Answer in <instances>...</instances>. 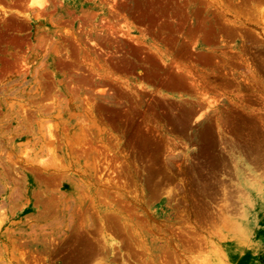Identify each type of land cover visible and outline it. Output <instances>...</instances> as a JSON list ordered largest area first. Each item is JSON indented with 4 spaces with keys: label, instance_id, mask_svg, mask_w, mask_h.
<instances>
[{
    "label": "rangeland",
    "instance_id": "374dc122",
    "mask_svg": "<svg viewBox=\"0 0 264 264\" xmlns=\"http://www.w3.org/2000/svg\"><path fill=\"white\" fill-rule=\"evenodd\" d=\"M0 264H264V0H0Z\"/></svg>",
    "mask_w": 264,
    "mask_h": 264
}]
</instances>
